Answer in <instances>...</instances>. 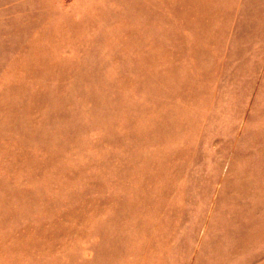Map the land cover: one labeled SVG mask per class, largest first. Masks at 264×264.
<instances>
[{"label":"rangeland","instance_id":"obj_1","mask_svg":"<svg viewBox=\"0 0 264 264\" xmlns=\"http://www.w3.org/2000/svg\"><path fill=\"white\" fill-rule=\"evenodd\" d=\"M0 264H264V0H0Z\"/></svg>","mask_w":264,"mask_h":264}]
</instances>
